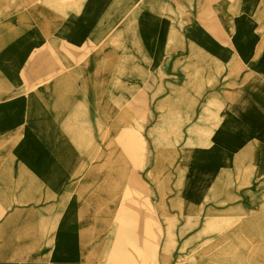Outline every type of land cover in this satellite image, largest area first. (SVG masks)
<instances>
[{
    "label": "crops",
    "instance_id": "obj_1",
    "mask_svg": "<svg viewBox=\"0 0 264 264\" xmlns=\"http://www.w3.org/2000/svg\"><path fill=\"white\" fill-rule=\"evenodd\" d=\"M236 2L0 0V264H106L117 231L115 224L108 232V206L118 214L129 187L137 217L140 190L132 149L116 155L121 186L108 193L107 126L114 129L112 145L123 126L139 125V109L163 111L147 125H165L175 117L165 111L182 110L175 118L194 120L189 125L202 126L205 136L211 127L217 132L223 110L230 118L235 110L264 117V77L257 72H264V58L255 60L264 0L253 12L235 11ZM237 60L250 65L235 77ZM236 91L253 101H229ZM140 94L147 95L142 106ZM185 94L194 100H182ZM223 95L228 101L218 100ZM205 110L212 112H199ZM202 115L216 121L209 126ZM256 133L209 141L194 237L196 254L210 251V264H264V137ZM177 156L176 163L187 157ZM154 171L148 167L146 180L156 190ZM160 191L151 201L165 221L172 195L167 187L165 196ZM174 215L187 219L176 209Z\"/></svg>",
    "mask_w": 264,
    "mask_h": 264
},
{
    "label": "rangeland",
    "instance_id": "obj_2",
    "mask_svg": "<svg viewBox=\"0 0 264 264\" xmlns=\"http://www.w3.org/2000/svg\"><path fill=\"white\" fill-rule=\"evenodd\" d=\"M258 17L262 20L264 15H259ZM254 20L258 19L254 17ZM146 96L145 94L138 95L137 101L139 105H145L143 103ZM154 112L155 115L153 111L139 109L137 111L140 120L139 125L123 126L122 128L123 131L130 129L139 131V133H136V137H134L136 144L134 150L138 153L136 168L139 174L140 190L137 194L139 199L137 203L138 212L133 211V213L138 215L137 217L136 215L132 216L130 208L132 193L129 196H125V189H122V202L125 215L118 218L115 206H108V232L115 229V224L118 225V230H114L115 233L113 235L114 240L118 243L114 248L115 253L119 259L126 264H195L196 256L200 262L205 264L207 262V253L199 252V254H196L195 252V229L197 226L200 227L201 222L196 221L195 217L190 219L187 218L185 221H179L174 215V208H171V216L166 217L165 221H160L158 216L160 210L156 205H153L151 201L157 199L156 193L160 191V189H158L159 186L155 182L154 186L156 190H154L152 188L153 184L150 183L149 185L146 180L148 167L154 166L156 161L155 158L151 157L152 152L156 154L159 150L157 148L158 146H172L181 149L185 147L188 138H190L186 136L193 135L195 138L199 135H203L204 137V128L202 126L196 127L195 125H189L194 124V120L185 122L171 116L165 125H147L148 117L151 118V122L153 118L164 117L162 110ZM199 112H204V114L209 115L212 110ZM209 117L211 118L203 120L202 115L200 121L209 122L210 126L216 119L213 115ZM155 122H157V120H155ZM106 133L107 137H104V142L109 149L111 145L110 140L112 139L111 134L114 133L113 127L107 126ZM178 134L180 137L177 136ZM148 155L150 157H148ZM177 157L176 155L172 158L177 160ZM126 159L129 160V158ZM130 170L131 169H129V172ZM147 187H150L149 190H147ZM108 193L114 195L115 189H108ZM180 224H182L181 231L183 234L181 246L179 239ZM209 226L210 223H207L204 229ZM216 231L217 230H215V232ZM210 233V227L202 233L204 238L203 244L206 243L205 241L207 240H205V236H209ZM132 235H135V237L137 236V239L135 237L131 238ZM199 245H201V243H199ZM199 250H201V248H199ZM129 251H132V253Z\"/></svg>",
    "mask_w": 264,
    "mask_h": 264
},
{
    "label": "bare ground",
    "instance_id": "obj_3",
    "mask_svg": "<svg viewBox=\"0 0 264 264\" xmlns=\"http://www.w3.org/2000/svg\"><path fill=\"white\" fill-rule=\"evenodd\" d=\"M259 0H237L235 4V11H249L253 12ZM230 7V6H229ZM221 10V8H220ZM237 13V12H236ZM263 43L258 46L256 49V61L264 58V25L261 28ZM250 65L243 63L242 61L237 60L234 63L233 73L235 77H238L241 72ZM252 65H256L255 62H252ZM264 67V64H263ZM263 70L262 68H260ZM261 72V75L264 77V72ZM201 72L198 71L194 73L192 77L191 85L192 88L196 85H199V79ZM249 75H252V72L249 71ZM251 77V76H250ZM182 100L184 98L188 101L194 100V95L185 94L180 96ZM184 97V98H183ZM264 97V95L262 96ZM179 95H176L175 99L178 101ZM223 99L224 101H228V97L223 95L222 97H218V100ZM229 101L238 102H246L251 103L253 99L248 96L245 92L236 91L234 95H230ZM166 113L171 114L172 116L179 117L182 110H167ZM188 118H192L195 116L193 111H188ZM217 117V116H216ZM218 119H222L217 125V132L214 130V127L207 129L208 133L207 138H203L199 142H195L188 138V141L185 147L181 149L174 148L172 146H158V155H160L155 162V171L150 173L149 175L153 177L154 181L160 187L162 194L165 196L166 191L165 188H168V192L171 193L170 197V206L176 210H179L181 213H185L187 218H193L200 211V206L197 204L202 197V190L204 189V182L202 180V175L204 174L205 163L210 159L209 153V141L211 137H250L252 134L257 132L260 134V137H264V127L263 120L264 117L261 115L258 117V114H253L252 111L248 110H235L233 116L230 118V114L228 110L220 111ZM260 120V121H259ZM136 133H139L138 130L130 129L122 132V135L117 137V143L112 144L108 149V157L106 159V163L104 165L107 189L116 188V186H121L120 183L115 182L116 179L119 180V175H115V167L121 166L120 160L116 161V155L118 153H122L124 155V151L134 150L136 147L134 137H136ZM241 134V135H240ZM180 137V135H177ZM123 150V151H120ZM187 155V157L180 159V162L176 163V159L172 158L175 155H178V152ZM164 155V157H163ZM123 160V165L125 166L126 159ZM178 160V159H177ZM129 167V164H128ZM127 168L123 171V175H127ZM131 191L128 188L125 190V196H129ZM161 210L167 211V206L161 207ZM125 215L124 206L121 208V211L118 213L117 217L121 218V216ZM116 229L118 230V226L116 225ZM112 234L115 231L111 232ZM115 241L112 236H110L108 240V244L106 247L105 260L106 264H122L121 259L115 253ZM210 252V251H209ZM207 253V263L211 261V254ZM166 262V260H165ZM198 264L201 262L198 259Z\"/></svg>",
    "mask_w": 264,
    "mask_h": 264
}]
</instances>
